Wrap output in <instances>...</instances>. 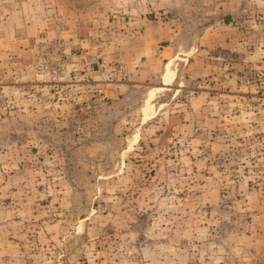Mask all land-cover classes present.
<instances>
[{
    "label": "rangeland",
    "instance_id": "1",
    "mask_svg": "<svg viewBox=\"0 0 264 264\" xmlns=\"http://www.w3.org/2000/svg\"><path fill=\"white\" fill-rule=\"evenodd\" d=\"M0 264H264V0H0Z\"/></svg>",
    "mask_w": 264,
    "mask_h": 264
}]
</instances>
